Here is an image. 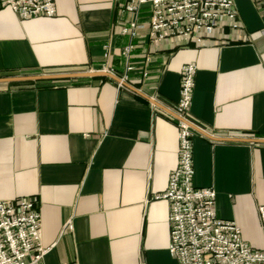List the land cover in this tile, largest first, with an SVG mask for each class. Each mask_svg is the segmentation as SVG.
Returning a JSON list of instances; mask_svg holds the SVG:
<instances>
[{"label": "crops", "instance_id": "obj_1", "mask_svg": "<svg viewBox=\"0 0 264 264\" xmlns=\"http://www.w3.org/2000/svg\"><path fill=\"white\" fill-rule=\"evenodd\" d=\"M125 1L57 0L56 15L22 19L0 0V76L102 68L120 76L119 50L130 39L113 27ZM235 3L241 30H218L205 45L152 48L140 30L127 81L169 111L106 76L0 83V200H36L48 247L40 264H177L169 200L156 197L179 159L171 111L181 66L197 67L189 110L197 126L264 138V10ZM192 140V183L214 188L216 213L264 248V142L197 131Z\"/></svg>", "mask_w": 264, "mask_h": 264}, {"label": "built area", "instance_id": "obj_2", "mask_svg": "<svg viewBox=\"0 0 264 264\" xmlns=\"http://www.w3.org/2000/svg\"><path fill=\"white\" fill-rule=\"evenodd\" d=\"M264 10V0H250ZM19 18L50 17L57 14V0H1ZM114 23L116 32L130 40L121 47L123 80L135 70L132 62L134 40L146 25L140 17L147 13V38L152 48L166 40L205 45L218 30L240 31L235 0H126ZM127 14H130L128 17ZM110 57V45H105ZM149 59V58H147ZM180 72L179 100L175 111L178 126V163L172 168L168 187L158 197L169 200V252L177 264H264V248L257 249L241 237V227L216 213V191L192 183L193 140L196 130L190 117L197 67L186 62ZM115 73V69L110 68ZM146 74V72H144ZM196 125V124H195ZM264 229V205L258 208ZM42 218L33 197L0 200V264H40L48 251L41 243ZM64 228H72L68 222ZM59 264H79L59 263Z\"/></svg>", "mask_w": 264, "mask_h": 264}, {"label": "water", "instance_id": "obj_3", "mask_svg": "<svg viewBox=\"0 0 264 264\" xmlns=\"http://www.w3.org/2000/svg\"><path fill=\"white\" fill-rule=\"evenodd\" d=\"M95 76H106V77H111L115 81H117L120 85L126 86L139 96H143L144 98H147L153 106H158L166 111L167 108L163 106L156 98L154 99L153 97L148 96L146 93H144L141 89H138L135 87L132 83L128 82L127 80H123L118 74L114 73L111 70L102 68V69H95V70H81V71H66V72H51V73H37L36 75H27V74H22V75H7V76H0V83H8V82H22L24 80H30V81H37V80H52V79H66V78H81V77H95ZM178 119L179 116L177 113L175 114L173 111H171ZM190 126H192L197 132L202 133L204 136L212 139V140H223V141H249V142H264V138L259 137V138H254V137H234V136H229V137H223V136H214L208 133L205 129L202 127H199L195 124L190 123Z\"/></svg>", "mask_w": 264, "mask_h": 264}, {"label": "rangeland", "instance_id": "obj_4", "mask_svg": "<svg viewBox=\"0 0 264 264\" xmlns=\"http://www.w3.org/2000/svg\"><path fill=\"white\" fill-rule=\"evenodd\" d=\"M120 9V8H119ZM120 12V11H119ZM127 16L129 17L130 16V14H127ZM147 22V21H146ZM142 23H144V22H142ZM145 25H146V23H144ZM144 28H147V25L144 27ZM106 45H108V44H106ZM105 47V46H104ZM120 50H121V48H120ZM120 50H119V54H120ZM105 52H106V48H105ZM104 55H105V53H104ZM106 56V55H105ZM120 56V60H119V63H120V61H121V54L119 55ZM107 59H108V57H106ZM109 59H110V57H109ZM148 60V59H147ZM121 65V64H120ZM121 67H122V65H121ZM123 71H124V69H123ZM115 72H116V70H115ZM123 75V73H121L120 74V76H122Z\"/></svg>", "mask_w": 264, "mask_h": 264}]
</instances>
